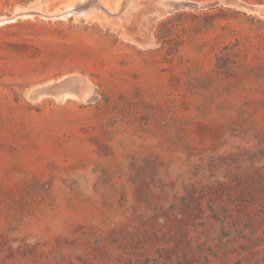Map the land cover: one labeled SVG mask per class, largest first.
I'll return each mask as SVG.
<instances>
[{
  "label": "rangeland",
  "instance_id": "1",
  "mask_svg": "<svg viewBox=\"0 0 264 264\" xmlns=\"http://www.w3.org/2000/svg\"><path fill=\"white\" fill-rule=\"evenodd\" d=\"M5 18L0 264H264V0Z\"/></svg>",
  "mask_w": 264,
  "mask_h": 264
},
{
  "label": "bare ground",
  "instance_id": "2",
  "mask_svg": "<svg viewBox=\"0 0 264 264\" xmlns=\"http://www.w3.org/2000/svg\"><path fill=\"white\" fill-rule=\"evenodd\" d=\"M100 3H101V2H100ZM100 6H101V5H100ZM67 11H68V10H67ZM67 11H66V12H67ZM37 12H38V11H37ZM69 12H71V11L69 10ZM21 13H22V12H21ZM21 13H20V14H21ZM34 13H35V12H34ZM62 13H64V12H62ZM75 13H76V12H75ZM16 14H17V13H16ZM18 14H19V13H18ZM20 14H19V15H20ZM29 14H31L30 11H29V12L26 11V12H24L23 16H27V15H29ZM58 14H59V13H58ZM65 14H66V13H65ZM65 14H64V16H65ZM19 15H17V16H19ZM34 15H35V14H34ZM17 16H14L13 20H15V19L17 18ZM47 16H49V15H47ZM51 16H52V15H51ZM54 16H55V15H54ZM60 16H61V14H60ZM62 16H63V15H62ZM87 16H88V15H87ZM33 17H34V16H33ZM49 17H50V16H49ZM52 17H53V16H52ZM65 17H66V16H65ZM54 18H55V17H54ZM5 21H9V19H8V18L1 19V20H0V25L3 24Z\"/></svg>",
  "mask_w": 264,
  "mask_h": 264
}]
</instances>
